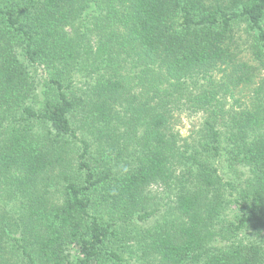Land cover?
<instances>
[{
    "label": "trees",
    "instance_id": "trees-1",
    "mask_svg": "<svg viewBox=\"0 0 264 264\" xmlns=\"http://www.w3.org/2000/svg\"><path fill=\"white\" fill-rule=\"evenodd\" d=\"M0 264H264V0H0Z\"/></svg>",
    "mask_w": 264,
    "mask_h": 264
},
{
    "label": "rangeland",
    "instance_id": "rangeland-1",
    "mask_svg": "<svg viewBox=\"0 0 264 264\" xmlns=\"http://www.w3.org/2000/svg\"><path fill=\"white\" fill-rule=\"evenodd\" d=\"M188 126H189V124L187 121H185V123H183V125L180 126L183 134H185L188 131V128H189Z\"/></svg>",
    "mask_w": 264,
    "mask_h": 264
}]
</instances>
